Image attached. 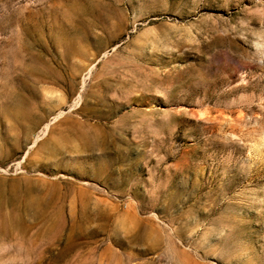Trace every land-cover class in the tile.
<instances>
[{
	"label": "rangeland",
	"instance_id": "obj_1",
	"mask_svg": "<svg viewBox=\"0 0 264 264\" xmlns=\"http://www.w3.org/2000/svg\"><path fill=\"white\" fill-rule=\"evenodd\" d=\"M0 264H264V0H0Z\"/></svg>",
	"mask_w": 264,
	"mask_h": 264
}]
</instances>
